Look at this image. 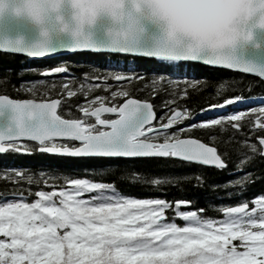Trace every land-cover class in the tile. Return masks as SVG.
I'll return each instance as SVG.
<instances>
[{
	"label": "snow or ice",
	"instance_id": "obj_1",
	"mask_svg": "<svg viewBox=\"0 0 264 264\" xmlns=\"http://www.w3.org/2000/svg\"><path fill=\"white\" fill-rule=\"evenodd\" d=\"M169 2V14L177 20L204 11L189 7L201 0ZM0 49L29 58L62 50L156 58L169 62L159 69L169 74L182 67L175 62L199 61L238 69L264 79V64L245 60L242 56L143 42L135 34L106 43H96L74 34L70 43L60 47H53L47 36L30 43L19 37L15 40L0 38ZM64 72L65 68L54 66L43 69L40 75ZM110 79L139 81L141 77L126 69L123 73L93 75L92 83L66 80L54 89L57 96L81 94L84 97L76 105L78 116L68 110L62 114L58 110L62 107L61 100L44 98L49 95L45 79L19 81L22 87L33 85L24 87L33 98L16 99L0 94V153L39 151L73 157H159L198 163L217 170L227 166L226 153L186 134V129L197 125L174 128L184 119H192L194 114L186 107L162 100L165 111L156 120L151 103L132 98L129 88L111 90L108 87ZM158 79L163 83L162 77ZM167 83L171 86L173 81ZM36 86L45 89L39 97ZM100 89H107L109 95H91ZM170 95L183 97L185 94L178 86ZM117 97L126 98L120 103L113 102ZM229 103L228 99L224 100V104ZM102 114L112 115L102 117ZM226 125L241 136L247 128L248 139L240 143L251 156H264V135L255 138L258 144L251 140L254 131L264 133V106L204 120L198 126L203 129L219 126L222 133ZM208 138L212 140L213 134ZM21 140L34 144H22ZM249 158L244 155L234 164L233 175L242 171V165ZM11 172L5 179L15 183L16 187L10 199L0 201V264H264V193L251 198V207L247 198L233 205H220L214 209L220 216L214 218L204 216L200 209H179V206L190 208L191 201L134 198L115 190L111 182L68 175L48 176L43 172L34 178L22 174L19 168ZM192 179L201 183L203 178L195 176ZM166 182L174 185L176 181L173 177H157L150 181L153 186ZM247 182L250 177L245 173L225 184L239 189ZM31 185H36L35 191ZM45 187L50 190H44ZM168 212L172 216H168ZM176 219L182 223L177 224Z\"/></svg>",
	"mask_w": 264,
	"mask_h": 264
},
{
	"label": "trees",
	"instance_id": "obj_2",
	"mask_svg": "<svg viewBox=\"0 0 264 264\" xmlns=\"http://www.w3.org/2000/svg\"><path fill=\"white\" fill-rule=\"evenodd\" d=\"M87 55L92 57V62L95 61V56H98L91 52H76L72 53L69 58L77 61L78 58L85 59L88 57ZM29 62L27 57L21 54L0 51V93L12 97H32L24 90V87L33 85L26 84L22 87L19 85V81H36L37 79H43V77L40 75L41 67L31 69ZM181 62L178 64L182 67L178 71L174 70L186 74L187 79L172 80L173 83L169 86L167 83L169 80L166 79L167 77L163 73L168 71H159L169 62L158 61L153 58L135 57L136 70L133 73L138 74L141 79L139 81L129 80L124 87L120 88H129L131 96L150 100L154 104L158 115L165 110L161 104L162 100H167L169 104L174 101V103L186 107L191 112H195L232 97L245 98L264 94V80L255 75L225 68L207 67L195 62ZM51 63L46 62V65ZM68 68L73 76L80 78L85 74L90 77L106 74L103 68L86 62L76 64L71 61V63H68ZM190 74H193L192 78H190ZM159 77L163 78V83L158 79ZM64 79L46 78L49 95L44 98L60 97L62 107L58 110L62 114L64 110H68L73 115L78 116L76 105L84 99L81 94H76L73 97H63L55 94L54 89L61 83L74 78ZM74 81L78 82L77 79ZM178 86L185 95L183 97L171 96L170 93L174 92ZM36 88L37 97H39L45 89L39 86H36ZM110 89L114 90L112 87ZM98 94H106V97L109 95L107 89H100L91 93V95ZM122 99L117 97L114 102H119ZM225 127L226 130L222 133L219 131V126L209 129L194 127L186 130L188 135L199 137L203 141L214 145L219 152L226 153L224 158L227 166L222 170L196 163H186L174 158L115 157L104 161L98 157L74 158L39 151H32L31 153L6 151L4 154H0V199L11 196L16 187L15 183L7 182L5 179L6 174L11 175L12 169L19 168L22 174L26 173L34 178L41 172L48 176L83 177L94 181L111 182L118 192L130 196L159 197L173 202L175 199L189 200L191 201V207L203 210L202 214L204 216L218 217L220 213L214 209L223 205L222 201H225V198L218 201L226 193L225 188L227 186L225 182L234 179L235 176H242L246 173L250 177V182L245 183L239 189L228 187V192L234 195L230 198L229 203H236L238 200L247 198L251 205L252 197L264 193V156L259 154L251 156L240 143V141L248 139L247 128L243 129L244 135L241 136L234 134V130L230 126L226 125ZM209 134H213L212 140H209ZM260 135H264V133L259 130L254 131L251 137L252 142L258 144L255 138ZM26 143L34 144V142ZM244 155H249L250 158L242 165V171L234 175L228 174L230 171H234V164L243 159ZM195 176L202 177V182L198 183L192 179ZM157 177H173L176 182L174 185L166 182L153 186L150 181L152 178ZM41 184H43V181H41ZM213 185H215V189H213ZM31 187L35 191L36 185H31ZM44 190L50 189L45 187ZM237 192H239V195L236 194ZM28 199L31 200L32 196H28ZM167 215L172 216V213L168 212Z\"/></svg>",
	"mask_w": 264,
	"mask_h": 264
},
{
	"label": "clouds",
	"instance_id": "obj_3",
	"mask_svg": "<svg viewBox=\"0 0 264 264\" xmlns=\"http://www.w3.org/2000/svg\"><path fill=\"white\" fill-rule=\"evenodd\" d=\"M3 15L11 12L34 26L39 39L52 33L90 38L102 28L107 40L142 37L151 26L154 42L196 48L210 54H236L259 47L264 32V0H201L203 9L182 19L169 14V0H0Z\"/></svg>",
	"mask_w": 264,
	"mask_h": 264
},
{
	"label": "water",
	"instance_id": "obj_4",
	"mask_svg": "<svg viewBox=\"0 0 264 264\" xmlns=\"http://www.w3.org/2000/svg\"><path fill=\"white\" fill-rule=\"evenodd\" d=\"M153 31L154 29L151 26H149L147 33L141 37V40L143 42H152L153 39H152L151 34ZM17 37L22 39L23 42L25 43H30V42L39 40V37L37 35V32L34 26H32L25 19L15 17L11 12H5L3 15H0V38H8L10 40H15ZM90 39L96 43H106L107 42V39L103 33V30L100 27H97L93 30V35L90 37ZM255 39L260 42L259 47L253 48L251 45H248L246 50H244L242 53L240 51H237L236 55L242 56L245 60H250L257 64H264V32L258 31L256 33ZM71 40L72 38L66 34H59V33L54 32L50 34L49 36L50 44L53 47L63 46L65 44L70 43ZM0 51L3 52L5 50L0 49ZM90 51L98 52V51H93V50H90ZM63 52H73V51L62 50L56 53L46 54L44 56H51V55H55V54H59ZM100 52H103V51H100ZM195 63L206 65L203 62H199V61H196ZM206 66H212V65H206ZM212 67H219V68L221 67V68L228 69L221 65H215ZM230 70L240 71L238 69H230ZM248 74L255 75L252 73H248ZM49 75H52V74H49ZM154 117H155V114H154ZM58 155H62V154H58ZM64 156H68V155H64Z\"/></svg>",
	"mask_w": 264,
	"mask_h": 264
},
{
	"label": "rangeland",
	"instance_id": "obj_5",
	"mask_svg": "<svg viewBox=\"0 0 264 264\" xmlns=\"http://www.w3.org/2000/svg\"><path fill=\"white\" fill-rule=\"evenodd\" d=\"M93 54H97L98 56H95V61L94 62H92L91 61V59H92V57L91 56H89V55H87L88 57H86L85 59H83V58H78L77 59V61L76 60H72L71 58L69 59L70 61H72V63L73 62H75L76 64H78V63H82V62H86V63H91V64H95V65H100V64H107V66H108V64H109V62L107 61L106 62V58H105V60H103V57H106L105 56V54L104 53H101V52H96V53H93ZM99 57V58H98ZM116 59H120V57H116ZM207 67H212V66H207ZM21 68H24V67H21ZM117 83H122V82H117ZM258 99H264V98H254V99H249L248 101H241V102H248V103H253L254 101L255 102H259L258 101ZM252 100H254V101H252ZM252 101V102H251ZM264 100H262L260 103H259V105L258 106H264V102H263ZM248 103H245V104H248ZM223 109V108H222ZM224 109H225V107H224ZM246 109H242L241 111H236V110H234V112H244ZM230 112H232V111H230ZM233 112V113H234ZM205 114H202L201 116H204ZM227 115H229V114H227ZM218 118V117H217ZM196 120V122L197 123H195L194 125H196V124H198L199 125V122H201V121H198L199 120V117L197 118V119H195ZM204 121V120H203ZM57 156H62V157H72V156H64V155H57ZM74 158H85L84 156H81V157H74ZM98 158H102L104 161H106L107 159H110V158H113V157H98ZM102 160V161H103ZM226 191V190H225ZM227 196H226V194H224L223 196H221V198L218 200V201H220V200H222L223 198H226ZM229 197H230V195H229ZM11 198V196H9V198H7V199H10ZM6 199V200H7ZM252 206V205H251ZM185 209V208H184ZM186 210V209H185ZM215 218V217H214ZM177 223V222H176ZM182 223V221L179 219V221H178V223L177 224H181ZM233 243H236L235 241H233Z\"/></svg>",
	"mask_w": 264,
	"mask_h": 264
},
{
	"label": "bare ground",
	"instance_id": "obj_6",
	"mask_svg": "<svg viewBox=\"0 0 264 264\" xmlns=\"http://www.w3.org/2000/svg\"><path fill=\"white\" fill-rule=\"evenodd\" d=\"M3 52L14 53V52H11V51H8V50H5ZM76 52H90V50H75V51H73L71 53H76ZM18 54H21V53H18ZM21 55L25 56L24 54H21ZM153 59H156V58H153ZM198 64H200V63H198ZM56 75L57 76H61V77H66V75H70V74H67V73L64 72V73H59V74H56ZM235 98H237V97H235ZM240 98L241 97H238V99H233V102H232L233 106L228 108L229 112L232 111V110L241 111L242 109H247L246 107H248V104H245V103H248V102H241V101H248V99L246 97L243 98V99H240Z\"/></svg>",
	"mask_w": 264,
	"mask_h": 264
}]
</instances>
